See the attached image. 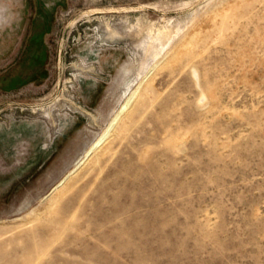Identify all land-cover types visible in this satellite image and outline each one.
Here are the masks:
<instances>
[{
    "label": "rangeland",
    "instance_id": "obj_1",
    "mask_svg": "<svg viewBox=\"0 0 264 264\" xmlns=\"http://www.w3.org/2000/svg\"><path fill=\"white\" fill-rule=\"evenodd\" d=\"M40 5L45 78L0 90V264H264V0H0V76Z\"/></svg>",
    "mask_w": 264,
    "mask_h": 264
},
{
    "label": "flooded vegetation",
    "instance_id": "obj_2",
    "mask_svg": "<svg viewBox=\"0 0 264 264\" xmlns=\"http://www.w3.org/2000/svg\"><path fill=\"white\" fill-rule=\"evenodd\" d=\"M53 21V16L50 11L44 8L43 5H40L36 12V16L33 18L30 32L28 33V37L25 41L24 50L22 52V56L19 61L16 63L13 71H18V73H24L27 77L34 76L35 68L31 66L29 68L30 59L38 53L40 47L39 44L41 42L40 38L43 34V43H45V36L49 33ZM33 52V53H32ZM36 81V80H33Z\"/></svg>",
    "mask_w": 264,
    "mask_h": 264
},
{
    "label": "trees",
    "instance_id": "obj_3",
    "mask_svg": "<svg viewBox=\"0 0 264 264\" xmlns=\"http://www.w3.org/2000/svg\"><path fill=\"white\" fill-rule=\"evenodd\" d=\"M43 34L41 35V42L39 44V51L30 59L29 68L33 66L35 75L27 77L24 73H18V71H11L0 76V90L10 91L12 89L19 88L30 82L42 81L45 78V65L48 61V50L43 43ZM33 53V52H32ZM36 80V81H33Z\"/></svg>",
    "mask_w": 264,
    "mask_h": 264
},
{
    "label": "bare ground",
    "instance_id": "obj_4",
    "mask_svg": "<svg viewBox=\"0 0 264 264\" xmlns=\"http://www.w3.org/2000/svg\"><path fill=\"white\" fill-rule=\"evenodd\" d=\"M167 36H168V35H167ZM168 38H169V37H168ZM166 39H167V38H166ZM130 103H131V99H130V101L128 102V104H127L126 107H128V105H129ZM119 117H120V116H119ZM119 117H117V118L114 120V122H113L112 125L110 126L109 130H108V131L102 136V138L100 139V141H99L98 144H100V142H102L103 140H106V139L108 138L111 129L114 127V125H115V123L118 121V118H119ZM98 144L95 145V146L93 147V149H95V148L98 146Z\"/></svg>",
    "mask_w": 264,
    "mask_h": 264
},
{
    "label": "crops",
    "instance_id": "obj_5",
    "mask_svg": "<svg viewBox=\"0 0 264 264\" xmlns=\"http://www.w3.org/2000/svg\"><path fill=\"white\" fill-rule=\"evenodd\" d=\"M91 147H93V146H91ZM91 147H90V149H91Z\"/></svg>",
    "mask_w": 264,
    "mask_h": 264
}]
</instances>
